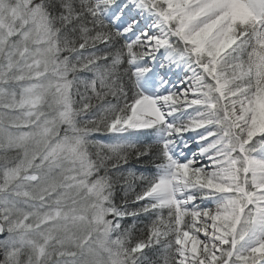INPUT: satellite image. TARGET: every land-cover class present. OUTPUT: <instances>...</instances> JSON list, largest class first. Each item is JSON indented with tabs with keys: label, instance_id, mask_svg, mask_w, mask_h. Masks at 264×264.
I'll list each match as a JSON object with an SVG mask.
<instances>
[{
	"label": "snow or ice",
	"instance_id": "6c2138e0",
	"mask_svg": "<svg viewBox=\"0 0 264 264\" xmlns=\"http://www.w3.org/2000/svg\"><path fill=\"white\" fill-rule=\"evenodd\" d=\"M0 264H264V0H0Z\"/></svg>",
	"mask_w": 264,
	"mask_h": 264
}]
</instances>
